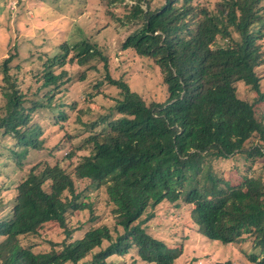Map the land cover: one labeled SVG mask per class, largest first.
I'll return each mask as SVG.
<instances>
[{
  "label": "trees",
  "instance_id": "trees-1",
  "mask_svg": "<svg viewBox=\"0 0 264 264\" xmlns=\"http://www.w3.org/2000/svg\"><path fill=\"white\" fill-rule=\"evenodd\" d=\"M210 1L159 0L156 8L152 0L109 2L124 3L126 13L117 18L122 27L141 26L122 49L159 71L168 94L164 102L148 103L123 76L113 78L109 56L88 39L46 53L36 74L42 101L21 94L10 76L14 57L4 60L0 129L15 141L11 153L24 178L15 188L9 218L0 220V264H112L111 258L132 251L143 264H176L181 249L147 227L164 203L190 207L195 232L211 242H251L248 261L264 264V175H258L259 168L264 171V79L258 75L264 66V0ZM66 66L105 71L91 89L80 91V104L87 106L77 120L86 118L78 124L89 136L66 156L75 161L73 173L59 162L23 170L29 150L42 149L36 144L44 129L36 117L46 111L54 116L50 125L61 130L58 123L79 105L55 102L69 93L67 72L57 73ZM87 70L79 82L87 79ZM241 83L256 93L254 103L239 97ZM109 87L115 96L104 91ZM98 98L109 104H96ZM228 159L242 161L235 168L241 184L231 185L215 167ZM75 179L104 192L111 224H93L84 234V223L71 225L74 214L85 210L91 223L97 219ZM51 224L62 241L50 240V250L42 252L24 246L25 238L40 236Z\"/></svg>",
  "mask_w": 264,
  "mask_h": 264
},
{
  "label": "rangeland",
  "instance_id": "rangeland-1",
  "mask_svg": "<svg viewBox=\"0 0 264 264\" xmlns=\"http://www.w3.org/2000/svg\"><path fill=\"white\" fill-rule=\"evenodd\" d=\"M109 2L110 0H0V116L6 104L2 92L3 62L6 58L14 57L10 66V76L16 80L21 94H26L31 98L30 100L36 98L37 101H42L45 92L39 91L42 79L36 77V74L42 70L46 53L64 43L73 45L84 39L90 40L92 44H98L109 56L108 61L113 78L118 79L123 76L128 85L138 91L148 103L167 100L168 94L166 87H162L159 71L151 69L147 62L139 60L131 50L123 51L122 49L128 36L133 35L141 26L136 24L122 27L117 23V18L126 13H124V3L110 4ZM210 2L213 5L217 1ZM160 5L159 0H152L154 8ZM87 69V67L66 66L62 70H57L58 74L62 71L67 72L69 81L66 87L69 88V93L62 98V94H59L55 97V102L75 100L79 102V105L74 111L68 113L66 122L58 123L61 130L50 125L48 120H53L54 116L46 111L36 117L35 120H38L44 129L43 136L36 144L42 146V149L29 150V157L24 161L23 170H29L31 166L38 163L54 165L59 162L68 172L73 173L75 161H70L66 156L89 136L84 127L78 124L86 122V118L82 117L83 120L80 122L77 120L78 111L87 106V104H80L82 96L80 91L91 89L96 75L103 77L105 74L101 67H99L100 74ZM86 70L87 79L79 82L80 75ZM258 75L264 79V66L258 68ZM263 87L264 82H262L264 91ZM236 89L242 100L254 103L257 99L256 93L242 83L237 84ZM104 91L112 96L117 94L111 87ZM98 102L101 103L100 106L109 104V101H103L102 98H98L96 104ZM97 108L98 105L94 106V109ZM93 113L96 114L99 111ZM257 113L261 118L263 109L258 108ZM254 143L251 142L250 147ZM14 144V139L5 135L0 129V220L9 218L14 204L15 188L22 180L21 178H24V174L12 157L11 150ZM241 162V160L231 162L228 159L215 163V167L225 171L224 174L226 173L230 178L231 185H238L243 181L241 175L235 172V168ZM262 165L264 160L261 161ZM258 175H264L261 168L258 170ZM75 184L77 191L83 194V202L93 205L97 219L96 222L91 223L90 211L85 210L81 214H74L70 221L71 225L76 226L78 222L84 223V234L93 224L94 227H98L99 224H111L110 207L107 205L104 192L88 180L75 179ZM189 211L190 207L186 205L172 207L168 203L161 204L156 210V217L147 226L149 233L181 249V255L176 264H252L246 257L251 252V242L237 245L211 242L195 232ZM56 228L57 226L53 224L46 226L40 236L25 238L24 246H35L38 252L49 251L50 240L60 242L63 238ZM74 236L82 237L80 234ZM1 241L2 238H0ZM134 261L143 264L136 252L132 251L127 257L111 258L110 263L132 264Z\"/></svg>",
  "mask_w": 264,
  "mask_h": 264
}]
</instances>
